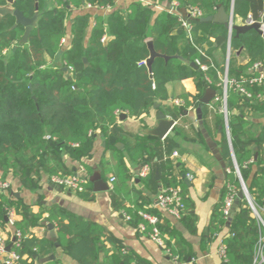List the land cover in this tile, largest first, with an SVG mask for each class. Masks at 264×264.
Returning <instances> with one entry per match:
<instances>
[{
	"label": "trees",
	"instance_id": "trees-1",
	"mask_svg": "<svg viewBox=\"0 0 264 264\" xmlns=\"http://www.w3.org/2000/svg\"><path fill=\"white\" fill-rule=\"evenodd\" d=\"M47 1L36 0L39 18L26 45L19 44L24 28L11 29L14 17H0V182L13 180L33 191L36 188L34 179L41 173L50 179L71 176L63 167L60 150L73 147L71 156L80 160L89 152L94 132L98 130L105 138L106 148L110 149L108 157H102V168L103 173L109 175L108 181L113 179L112 196L116 207L135 226L143 224V234L147 235L151 226L140 214L158 217L159 213L145 209L142 195L131 190V173L115 142H123L130 161L147 164L150 168L141 179L143 185L149 187L155 183L157 171L161 189L180 191L184 205L180 220L187 212L184 196L187 186L182 181L177 160L171 159L176 151L167 150L165 161L160 162L165 150L163 143L147 136L124 134L116 127L119 115L136 118L154 103L172 100L171 107L163 106L159 110L180 121L185 112L200 107L205 125L211 118L214 130H219V147L229 170L222 198L211 215L209 234L212 237L226 231L227 236L221 240L226 264H252L259 223L248 202L237 198L241 186L229 143L252 203L257 208H264V125L255 122L264 116V83L250 82L264 74L252 70L255 65L264 68V41L254 31L235 37L220 25L197 23L189 13L183 18L177 11H196L198 18H206L215 14L218 5L229 12L233 1L234 17L245 24L248 18L254 22L263 19L264 0H144L151 5L133 0L126 13L114 11L106 18L95 16L89 34L92 13H80L66 24L70 11L87 6L106 9L114 5V0H50V8ZM12 2L13 8L26 18L35 14L33 0ZM6 3L7 0H0V6ZM161 3L166 4V9L156 11L153 6ZM173 3L177 10L168 12ZM182 22L188 24V32ZM62 40L66 43L62 44ZM148 42L152 43L156 53L170 58L153 60L152 79L145 65L149 57ZM228 44L231 54L225 69V61L219 63L215 55L221 52L225 58ZM241 49L243 53L237 54ZM190 63H195L199 69L191 68ZM63 67L68 68L70 80L63 73ZM225 73L229 82L234 81L245 92L240 93L234 86L227 90L229 140L222 112ZM186 79L194 82L195 95L184 91L170 93L169 87L178 88ZM206 87L217 93L214 102L207 106L200 103ZM174 130L186 137L187 132L180 123ZM112 140L114 144L110 145ZM84 169L90 173V169L85 166ZM82 186L83 191L77 194L91 198V184L85 180ZM228 187L235 190L234 203H237L230 222L223 215ZM11 189L10 184L8 193H0V225L6 223L7 208H13L21 217L13 227L14 233L21 238L19 247L12 245L11 248L20 256L17 264H34V257L51 253L52 246L47 239L38 240L30 235L29 227L44 219L54 225L59 235H69L65 248L68 247L71 258L81 264L97 262L98 242L103 236L98 225L74 220L55 206L31 213L27 207L13 201ZM131 193L136 198L134 202H130ZM159 230L163 248L175 257L160 224ZM12 239H8V244ZM118 254L124 264H145L126 253Z\"/></svg>",
	"mask_w": 264,
	"mask_h": 264
},
{
	"label": "crops",
	"instance_id": "crops-1",
	"mask_svg": "<svg viewBox=\"0 0 264 264\" xmlns=\"http://www.w3.org/2000/svg\"><path fill=\"white\" fill-rule=\"evenodd\" d=\"M131 1L133 0H114V5L106 9L88 7L72 9L67 16L68 21L66 22L69 24L70 20L80 13L91 12L93 16L89 23V34L94 26L95 16L106 18L114 11L126 13ZM51 4L50 0H48L47 7L50 8ZM155 8L156 11L162 12V10L166 9V4H157ZM183 11L187 15L188 12L186 10ZM177 12L182 16L179 10ZM234 24L241 25V22L234 17ZM240 53L243 52L241 51ZM215 59L219 63H224L225 61L221 52L215 55ZM168 90L170 93L176 94L180 91L190 95L196 94V87L191 79L183 80L178 88L173 86L169 87ZM262 100L264 101V96ZM159 104V108L163 106L171 107L173 101L168 100ZM158 111L162 112L159 109L149 108L147 112L136 118L127 116L122 121L118 118L116 127L120 128L126 135L145 136L144 131L155 125V117ZM202 114L200 107L185 112L180 121L165 114L175 122V126L180 123L187 132L186 137L180 136L175 133L174 126L172 129L174 136H167L161 141L165 150L160 157V162H163L168 153L167 150L176 151L178 157L174 158L171 156V159L177 160V166L182 175L192 177L191 181L186 180L187 183L182 179L187 186V192L184 195L187 212H185V218L182 220H177L167 211L156 208V196L161 190L159 179L156 180L154 177L155 183H152L149 187L143 185L141 183L143 178L139 177V173L145 164L130 161L124 151L123 142H115V147L121 145L120 149H116L123 152V159L130 170L132 180L129 185L131 190L142 195L144 198L142 206L145 209L157 210L159 213L158 218L162 233L168 241V245L175 251L178 259L177 263L173 261L168 251L152 242L146 234L139 231L131 220L125 218L122 211L117 209L113 200L112 189L110 188L103 192L94 193L92 191L93 196L85 199L72 190L58 189L51 183L47 175L41 173L38 178L34 179L36 188L33 191H28L21 183L10 180L11 191L18 195L17 198L13 196V201L19 202L34 214L41 209L55 206L68 213L74 220L98 225L103 231V236L100 237L98 242L99 256L95 264H124L118 256L119 252L126 253L131 258L138 259L145 264H226L224 259L218 255L221 240L224 236H227L226 231L210 237L209 224L212 212L222 198L229 170L227 161L223 159L219 147V130L217 132L214 130L211 118H208V123L205 125ZM255 122L264 125V116L256 119ZM112 144H114L113 140L110 141V145ZM106 147L105 138L97 130L94 132L90 150L85 156L81 157L80 160H76L71 156L73 147L61 149V162L64 169L72 175L77 174L88 177L92 173L98 172L101 175V179L108 185L109 175L104 174L102 168V157H108L110 151ZM229 147L232 158L230 143ZM84 166L90 169V173L86 172ZM135 199L131 193L130 202H134ZM126 204L130 205L129 203ZM20 220L21 217L16 215V221ZM44 221L47 220L44 219L29 227L31 237L38 240L47 239L52 246V251L49 255L37 258L43 259L54 255L55 259L53 261L56 262L55 264H81L71 258L68 247L65 248L69 235H59L54 227L56 243H52L48 231L43 226ZM64 224L68 225L69 222L64 221ZM2 230L6 240L12 239L13 235H15L13 227L10 228L7 225H3ZM108 239L112 242H109ZM3 259L4 256L0 253V264ZM34 264L39 263L35 261Z\"/></svg>",
	"mask_w": 264,
	"mask_h": 264
},
{
	"label": "built area",
	"instance_id": "built-area-1",
	"mask_svg": "<svg viewBox=\"0 0 264 264\" xmlns=\"http://www.w3.org/2000/svg\"><path fill=\"white\" fill-rule=\"evenodd\" d=\"M137 1H141L144 2L148 5H151L149 3H147L144 0H137ZM88 8H91L89 6H87ZM156 6H153L154 9ZM165 10V9H164ZM162 10V11H164ZM176 11V5L175 4H171L170 8L168 9V12H174ZM189 15L192 18L197 19L198 18V14L196 11H188ZM254 21H252L250 18H248V20L245 22V24H251ZM232 24H234V14H233V18H232ZM182 27H184L187 32L189 30V26L186 22H182ZM229 35H231L229 33ZM102 41H104V39H102ZM64 43V40H62V44ZM231 54V50H230V45L228 44L227 46V50H226V56H225V63H226V67L228 66V60ZM260 66L259 65H255L252 70L259 71ZM261 73V72H260ZM251 83H257V84H262L264 83V74H261L259 77L251 79L250 81ZM234 86L240 93L244 94L245 92L240 89L238 87V85L232 81L229 82L227 77H226V73L223 76V80H222V103H223V108H222V112L224 114V118H225V128H226V133H227V137L229 140V133H228V128H227V108H226V97H227V90L229 87ZM176 104H178V102H176ZM172 157L176 158L178 157L177 152H174L172 154ZM235 168V167H234ZM149 173V167L147 165H144L142 167V169L140 170L139 173V177L140 178H144L146 177V175ZM235 173L236 176L238 178L239 176V171H237V169H235ZM185 178L188 181L192 180V177L189 175H186ZM51 183L53 185H56L62 189H69L72 190L76 193H80L83 191V182L85 181V177H83V175H71L68 177H64V178H52L50 179ZM239 180V178H238ZM112 183H113V179L111 178L108 181V185L109 188L112 189ZM10 188V184L7 182H0V193H8ZM228 194L225 197L224 200V206H223V215L225 217H229L231 210L233 208L234 205V201H235V197H236V193L235 190L233 188L228 187ZM248 192V191H247ZM247 202L253 212L254 217L256 218L257 222L259 223V237H258V241L257 244L255 246V252H254V258H253V263L252 264H264V208H257L254 206V204L252 203L249 194H247ZM155 206L156 208L160 209V210H165L167 211L172 217H174L177 220H180L182 217V214L184 212V205L181 201V197H180V191L178 189H161L159 191V193L156 196V202H155ZM16 212L13 208H7L5 209V220L6 223L5 225L11 227H14V222L16 221ZM142 219L149 225L151 226V232L149 234H147L148 238L154 242L156 245L163 247V241L162 238L160 237V230H159V224L160 221L158 219V217L156 215H150L148 213H141L140 214ZM125 218L127 220H129L128 217L125 216ZM138 229L140 232L144 233L145 232V226L143 224H140L138 226ZM14 242L13 245H16L17 247H19V242L21 240V238L19 237V234L15 232V235L13 237ZM8 245V240L5 239L4 237V233L2 230V225H0V253L4 256V259L2 261L1 264H17L20 261V256L18 255V253L16 252H12L10 251L9 253L5 252V248ZM170 255V253H168ZM218 255L222 258H224L225 256V248L224 246L221 245L219 246L218 249ZM171 256V255H170ZM173 261L175 263L178 262L177 257H172Z\"/></svg>",
	"mask_w": 264,
	"mask_h": 264
},
{
	"label": "water",
	"instance_id": "water-1",
	"mask_svg": "<svg viewBox=\"0 0 264 264\" xmlns=\"http://www.w3.org/2000/svg\"><path fill=\"white\" fill-rule=\"evenodd\" d=\"M33 1L35 2V14L31 18H26L21 11L13 8L12 0H7L6 5L0 6V17H4L6 15H11L15 19V23L11 29L16 28L17 26H22L24 28V34H23L21 40L19 41L20 45H26L27 44L30 33L37 26V21L39 18L38 4H37L36 0H33ZM179 12L182 14L183 18L186 17L185 12L183 10H179ZM232 18H233V1H232V6H231V9L229 12H226L225 9L221 5H218L214 15L208 16L206 18H198V19H195V21L197 23H201V24H209L210 23V24H214V25H220V26L224 27L230 34L234 33L235 37H238L239 35L245 34V33L250 32V31H254L259 36H261L263 41H264V17L260 22H253L251 24L246 23V24H241V25L232 24ZM147 47L149 50V57L145 61V65L147 66L149 77H150V79H152L151 66H152L153 60L157 57H161L164 60H169L170 58L167 56L160 55V54L156 53L153 49V45L151 42L147 43ZM241 51H242V49L239 50L237 52V54H239ZM175 58L182 60L180 57H175ZM83 61H84V63H86L85 59ZM190 67L193 69H196V70L199 69L195 63H190ZM62 71L67 76V79L70 80L71 77L69 76L68 68L63 67ZM259 72L264 73V68L259 69ZM216 94L217 93L215 91L206 87L205 92L200 99V103L202 105H206V106L212 104L214 102ZM159 107H160L159 103H154L152 106V108L154 110L159 109ZM126 117H127L126 115L121 114V115H119V120L122 121ZM174 126H175V122L173 120L169 119L165 114L158 111L156 114V117H155V125L149 129L145 130L144 134L147 137H151V138L157 139L159 141H162L167 136H170V137L174 136V133L172 131ZM116 148L120 149L121 145H117ZM256 159H257V154L254 155V161H256ZM232 163H233L235 169H237V171H238V167L236 165L234 156H232ZM74 175H76V174H74ZM238 178H239L241 190L237 194V198L239 200L245 199L247 201L248 192H247V189H246V187H245V185H244V183L240 177V174H239ZM155 179L156 180L159 179V175H158L157 171L155 173ZM182 179L187 183V181H186L187 179L185 178V175H182ZM85 180H87L92 185V191L94 193L109 190L108 185L101 179V175L98 172H94L90 176L85 177ZM54 186L57 187L58 189L63 190L62 188H60L56 185H54ZM10 196H14L16 198L18 197V195L14 194L12 191H10ZM236 206H237V203H234L233 208L231 210V213L228 217L229 222L233 218ZM43 226H45L46 230L48 231L49 238H50L51 242L55 244L56 243V232H55L54 225L48 221H44ZM14 240L15 239H12L11 243L8 244L7 247L5 248L6 253H9L11 251ZM54 259H55L54 255H50V256L43 258V259H38L37 257H34V260L37 261L39 264H46V263L52 262Z\"/></svg>",
	"mask_w": 264,
	"mask_h": 264
},
{
	"label": "rangeland",
	"instance_id": "rangeland-1",
	"mask_svg": "<svg viewBox=\"0 0 264 264\" xmlns=\"http://www.w3.org/2000/svg\"><path fill=\"white\" fill-rule=\"evenodd\" d=\"M66 21H68V19H66ZM66 24H67V22H66Z\"/></svg>",
	"mask_w": 264,
	"mask_h": 264
}]
</instances>
